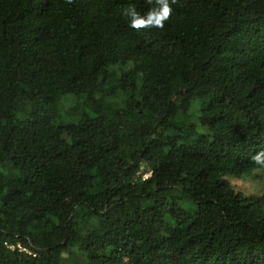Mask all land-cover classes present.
<instances>
[{
    "label": "trees",
    "instance_id": "trees-1",
    "mask_svg": "<svg viewBox=\"0 0 264 264\" xmlns=\"http://www.w3.org/2000/svg\"><path fill=\"white\" fill-rule=\"evenodd\" d=\"M262 168L264 0H0V264H264Z\"/></svg>",
    "mask_w": 264,
    "mask_h": 264
},
{
    "label": "rangeland",
    "instance_id": "rangeland-1",
    "mask_svg": "<svg viewBox=\"0 0 264 264\" xmlns=\"http://www.w3.org/2000/svg\"><path fill=\"white\" fill-rule=\"evenodd\" d=\"M148 177L145 175L144 178ZM264 181V168L256 170L250 178L246 180L229 179L230 184L236 192L245 196L260 194Z\"/></svg>",
    "mask_w": 264,
    "mask_h": 264
}]
</instances>
